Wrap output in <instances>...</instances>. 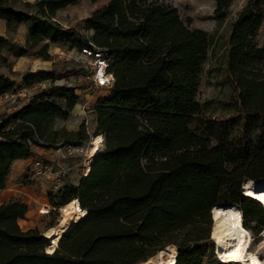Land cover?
<instances>
[{
    "label": "trees",
    "instance_id": "16d2710c",
    "mask_svg": "<svg viewBox=\"0 0 264 264\" xmlns=\"http://www.w3.org/2000/svg\"><path fill=\"white\" fill-rule=\"evenodd\" d=\"M214 1L216 18L222 20L231 0ZM77 2L0 0V20L8 30L27 26L25 46L2 36L0 43H7L6 51L15 57L45 40L86 46L88 39L80 32L55 20L59 9ZM263 20L264 0H250L231 24L227 56L238 91L234 108L260 122L264 34L261 46L255 37ZM86 29L92 31L89 40L107 50L115 79L111 94L94 106L104 149L86 177L49 195V202L62 206L76 197L87 213L47 253L49 242L37 228L22 231L18 226L27 205L15 199L0 204V264H144L167 246L177 250L174 264H203L214 256L210 211L220 205H238L243 228L257 235L264 227L257 188L264 182V124L249 142L233 145L220 136L221 123L201 117L207 108L196 95L210 36L191 28L161 0H108L87 18ZM47 49L44 43L34 54L47 59ZM0 63H6L3 56ZM53 75L27 72L21 84ZM16 84L0 75V95ZM77 90L51 86L0 118V190L14 160L34 156L33 146L45 145L40 141L54 142L58 132L52 125L68 118ZM78 135L71 144L84 142ZM245 179L251 182L244 183L242 193Z\"/></svg>",
    "mask_w": 264,
    "mask_h": 264
},
{
    "label": "rangeland",
    "instance_id": "374dc122",
    "mask_svg": "<svg viewBox=\"0 0 264 264\" xmlns=\"http://www.w3.org/2000/svg\"><path fill=\"white\" fill-rule=\"evenodd\" d=\"M107 1L108 0H97L96 2H92L91 0H78L71 12L67 13L63 17L58 18V20H56L55 18V20L62 28H74L75 30L80 32L86 39H90V35L86 29V20L96 9L102 7ZM161 1L176 8L180 18L184 20L191 28L201 29L210 36V46L207 54V59L201 66L200 85L196 95V100L199 103L205 104V107L207 108V111H205L201 115V117L210 118L221 123L223 131H221L220 136L223 137L228 143L234 145L249 142L252 136L261 131L264 122H260L259 120L254 119L255 117H250L242 111L235 110L234 104L237 100L238 91L235 89L232 83V79L227 70V56L229 49L228 39L231 30V24L237 18L242 8L250 0H231L230 5L226 10L225 17L222 20H218L216 18V3L214 0ZM18 26H16L12 30L7 29V43L13 42L12 39L13 36L16 35V33L18 35ZM263 34L264 20L255 37V41L259 46L262 45ZM7 43H0V56H3L6 60V63H0V75H7L9 78L16 81L17 84H21L22 76L25 73L35 72L33 70H35L43 60H46L41 57H37L34 54L44 43L42 42L36 47L30 49L28 53L24 55L23 58H21L22 61H25L22 67H16L19 58H14L15 56H12V53L6 51ZM58 55L59 54H56V56H52L53 62L51 63V65L52 71L54 72L53 78L54 80H57L52 81V86H55L54 84L56 82L62 83L64 78L68 74L67 70L71 68V63L65 62L63 59L59 58ZM48 58H50L49 55ZM37 70H39V68L36 69V71ZM40 70L46 69L40 68ZM26 87L27 86L21 84L16 89H25ZM47 89L48 88L36 89L35 91L31 92H34L35 95ZM111 92L112 88L94 89L87 87V85L81 86L80 89L77 90L78 100L74 107L69 111L68 118L56 119L52 125V130L58 132V135L53 139V143L65 142L67 144H71L72 141H75L79 138V133L83 138L82 141H85L87 138V132H91L96 128V111L94 109L96 100L98 98L108 97ZM59 102L62 103L63 101ZM6 110L8 109L6 108ZM6 113L7 112L1 114L0 118L10 115V113ZM72 119H74L75 122H71ZM80 119H82V121ZM64 123H67V125ZM191 127L195 131H198V129L196 128V123H193ZM43 142L45 143V141ZM212 142L214 143V141ZM46 143L50 144V142L48 141H46ZM48 144L41 145L40 147L42 148L36 149L37 152L42 154L46 152L44 150H46ZM32 149H35V147H33ZM258 201L260 203L259 199ZM235 206L240 209L238 205ZM39 217L42 221L39 225L38 230L40 232H43L47 227L56 225L58 214L54 213L49 216L40 215ZM251 225L252 224H250V226ZM253 236L256 239L254 243H252L249 249L250 251H254L262 241V238H258V234ZM210 238L211 234L209 230V246L213 249L214 257L210 260L206 259V263L203 262V264L230 263L223 262L217 259L214 251V245ZM258 257L261 261H264V246L260 249Z\"/></svg>",
    "mask_w": 264,
    "mask_h": 264
},
{
    "label": "built area",
    "instance_id": "2783aa9c",
    "mask_svg": "<svg viewBox=\"0 0 264 264\" xmlns=\"http://www.w3.org/2000/svg\"><path fill=\"white\" fill-rule=\"evenodd\" d=\"M58 54L59 58L63 59L65 62L71 63V68L68 69V74L63 82H56L54 84L55 86L77 89H80L83 85H87V87L94 89L112 88L115 79L109 68L110 59L106 49L96 46L88 39V44L86 46L79 48L67 47ZM52 81L57 80H54V78L38 80L25 89L15 88L14 90L4 92L0 95V100L5 108L15 113L30 103L34 96V92L31 91L49 88L53 84ZM80 120L82 121V119ZM40 143L45 145L48 144L43 141H40ZM103 149L104 135L96 132V129H93L91 132L88 131L86 140L79 145L67 144L65 142L50 143L46 147V154L32 156L31 163L25 175L20 180V183L25 184L39 179L46 180L49 182V195H55L63 186L68 184L76 185L82 178L86 177L90 172L91 165L96 156L102 152ZM91 150L93 151L92 153ZM70 203L75 204L76 211L71 214V218L69 219L71 221V226L67 230L69 231L87 213L78 198H72L68 203L62 206H53L50 202H46L40 205L37 212L44 216H49L54 213L58 214L56 225H59L63 219L62 209ZM262 208L264 209V207ZM254 224L255 222L253 221L252 225ZM52 227H47L41 232V235L47 238L49 242L48 245L52 242V239L46 236L45 233L46 230ZM247 229L252 235V231L249 228ZM263 229L264 227L262 230ZM261 231L258 233L259 239L263 237L261 236ZM64 233L65 232L61 233L59 236V241ZM255 239L256 238L252 235L251 245L254 243ZM206 259L210 260L211 258L208 255L204 259V263H206Z\"/></svg>",
    "mask_w": 264,
    "mask_h": 264
},
{
    "label": "bare ground",
    "instance_id": "6f19581e",
    "mask_svg": "<svg viewBox=\"0 0 264 264\" xmlns=\"http://www.w3.org/2000/svg\"><path fill=\"white\" fill-rule=\"evenodd\" d=\"M74 119L71 120L73 122ZM75 122V121H74ZM93 151L91 150V153ZM250 181L245 180V182ZM243 182V183H245ZM251 182V181H250ZM255 183V182H254ZM244 185V184H243ZM259 187V200L264 207V182ZM75 204L70 203L62 209V221L59 225L46 230V236L52 242L45 248L52 253L59 243V236L66 232L70 226L71 214L75 212ZM211 240L217 259L223 262L239 264H264L258 257L260 249L264 246V229L261 231L262 241L254 251H250L252 235L241 224V211L235 205H220L212 208ZM177 250L174 246H167L144 264H174Z\"/></svg>",
    "mask_w": 264,
    "mask_h": 264
},
{
    "label": "crops",
    "instance_id": "0c3cea01",
    "mask_svg": "<svg viewBox=\"0 0 264 264\" xmlns=\"http://www.w3.org/2000/svg\"><path fill=\"white\" fill-rule=\"evenodd\" d=\"M24 1L33 3L36 0H24ZM75 5H69L67 7L59 9L56 12V20H58V18L60 17H63L67 13L71 12L73 7H75ZM0 27H1L0 36L6 39L7 37L6 34L8 32L6 22L3 20H0ZM87 31L89 35L91 36L92 31L91 30H87ZM26 35H27V26L25 24H20L18 26V35L16 33V35L13 36L12 43L17 44L18 46H24L26 42ZM43 43H48L47 54L50 56V58L43 60L36 69L41 68V69H46L48 71H52V65H51V63L53 62L52 56H56V54H58L62 50H65L68 47V45L63 44V43H51L48 40L43 41ZM14 58H17V57H14ZM18 58H19V61H17L16 67H22L25 63V61L21 60L23 56L18 57ZM36 69L33 71H36ZM4 76H7V75H4ZM20 85L21 84H16L15 88H17ZM4 112H7L6 114L8 113L12 114V112L6 110L5 106L2 104L0 100V115L3 114ZM67 123H64V124L67 125ZM73 124H72V127H73ZM41 148L42 147L40 146H35V149H32L34 155H42V153H39L36 150V149H41ZM44 151L46 152H44L43 154H46L47 150H44ZM32 158L33 157L14 160L10 165L9 173H8V176L5 182V186L3 189L0 190V204H5V203H8L10 200L15 199V200H21L27 205V211L25 213L24 218L19 219L17 221L18 226L20 227L22 231L39 228V225L42 220L40 219L39 217L40 214H38L37 210L41 204H44L46 202L49 203V182H47L46 180L39 179L34 182H28L25 184L20 183V180L25 175L29 167V164L31 163Z\"/></svg>",
    "mask_w": 264,
    "mask_h": 264
},
{
    "label": "water",
    "instance_id": "95a60500",
    "mask_svg": "<svg viewBox=\"0 0 264 264\" xmlns=\"http://www.w3.org/2000/svg\"><path fill=\"white\" fill-rule=\"evenodd\" d=\"M245 180H248V179H245ZM245 182V181H244ZM256 182V181H255ZM244 183H242V185H241V191H242V193H243V187H244V185H243ZM245 195V194H244ZM256 202H258V201H256ZM259 203V202H258ZM210 215H211V217H212V209H211V211H210ZM213 221V220H212ZM213 223V222H212ZM212 223H211V225H210V232H211V226H212ZM211 239V238H210ZM212 241V240H211Z\"/></svg>",
    "mask_w": 264,
    "mask_h": 264
}]
</instances>
